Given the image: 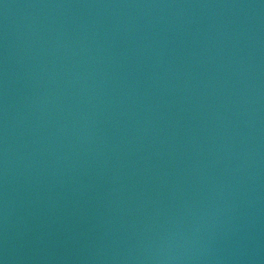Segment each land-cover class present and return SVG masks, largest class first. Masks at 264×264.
I'll use <instances>...</instances> for the list:
<instances>
[{"label":"water","instance_id":"95a60500","mask_svg":"<svg viewBox=\"0 0 264 264\" xmlns=\"http://www.w3.org/2000/svg\"><path fill=\"white\" fill-rule=\"evenodd\" d=\"M0 264H264V0H0Z\"/></svg>","mask_w":264,"mask_h":264}]
</instances>
